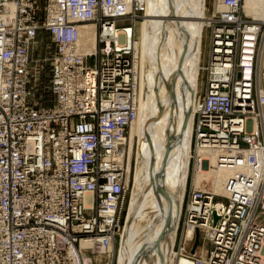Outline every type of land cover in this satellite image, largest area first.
Instances as JSON below:
<instances>
[{
    "label": "built area",
    "instance_id": "2783aa9c",
    "mask_svg": "<svg viewBox=\"0 0 264 264\" xmlns=\"http://www.w3.org/2000/svg\"><path fill=\"white\" fill-rule=\"evenodd\" d=\"M103 2L48 0L40 18L39 0H0V264H89L120 229L128 185L115 149L137 102L131 22H119H133L143 7L114 3L105 12ZM226 2L231 7L211 21L206 92L193 131L196 147L252 149L249 160L243 153L221 158L249 171L229 179L222 200L192 189L185 224L205 229L212 245L194 264H264V22L243 18L242 0ZM10 4L15 16L5 21ZM88 22L99 25L92 58L78 47L77 25ZM41 30L57 47L56 101L47 107L32 102L29 89L39 73L32 46Z\"/></svg>",
    "mask_w": 264,
    "mask_h": 264
},
{
    "label": "bare ground",
    "instance_id": "6f19581e",
    "mask_svg": "<svg viewBox=\"0 0 264 264\" xmlns=\"http://www.w3.org/2000/svg\"><path fill=\"white\" fill-rule=\"evenodd\" d=\"M135 1L145 11V18L130 27L131 37L135 42L137 109L129 131L131 129L132 137L139 138V162L134 175V188L129 211L127 210L129 215L127 214L125 231L120 233L119 229L120 231L116 232L114 239L110 240L107 253L110 254L115 245V264H194L192 259L185 257H179L176 263L174 259L193 157V130L203 28L211 16L206 7V0H111V5H107L104 0L102 11H114V3L123 4L129 11ZM227 7L231 5L226 0H217L216 13ZM8 8L11 11L3 15L5 21H10L15 16L16 6L10 4ZM242 8L244 19L251 17L264 22V0H242ZM68 11L71 13L70 9ZM59 17L58 13L56 20ZM96 26L90 22L77 25L78 47L82 52L88 53L90 58L96 53ZM262 51L260 68L264 69V46ZM148 55L149 59L155 60L156 63L150 65L146 58ZM209 55L210 44L205 55L206 62L210 60ZM206 62L202 71L206 73L207 81ZM145 87L148 91L144 97ZM248 122L255 125L256 119L250 118ZM262 127L264 129V122ZM126 141L127 137L118 143L115 155L116 161L123 162L126 184L129 186L132 165L131 155L128 156V162L125 161ZM242 153L243 157L249 160L252 149H203L198 146L195 149V157L201 162L209 159L210 163L227 168V182L238 171H249L246 165L241 167V162L237 160L241 158L239 155ZM224 157L237 159L231 163L223 161L221 158ZM257 157L260 160L261 153L257 154ZM206 170L199 166L197 182L207 180L213 184V190L221 189L223 185L220 174L214 170ZM224 190L228 193L226 186ZM142 198H145V202L140 208ZM150 221L158 223V228L149 229ZM145 228L147 232L144 231ZM196 230L189 226L185 234L187 237L192 236ZM82 241L85 246L87 242ZM95 254L105 255L99 252Z\"/></svg>",
    "mask_w": 264,
    "mask_h": 264
},
{
    "label": "rangeland",
    "instance_id": "374dc122",
    "mask_svg": "<svg viewBox=\"0 0 264 264\" xmlns=\"http://www.w3.org/2000/svg\"><path fill=\"white\" fill-rule=\"evenodd\" d=\"M216 2L217 0H206V7L209 10L208 12H209V15L211 16V19L206 20L207 25H205L203 28L202 49H201V58H200L201 61H200L199 81H198L199 89L197 90V95H196L197 109L199 106L200 99L204 96V92L206 88V73L202 71V67L204 66V63L206 62L205 55L208 50L210 39L212 36L211 35L212 33L211 21H212L214 14H217L216 13ZM47 4H48V0H39L40 7L37 9V17L45 18L46 16L45 8ZM144 18H145V11L143 9L142 15H140L139 18L134 19L133 22L131 20H124V21H120L119 25H122V24L129 25L131 22L129 27H133L135 22L142 21ZM97 26L99 25L97 24ZM259 39H260L259 45L262 47V45L264 44V32H263V35H260ZM99 44L100 42L98 41V45H97L98 47H99ZM32 47H33L32 48L33 49L32 51L33 69L32 70L35 71V68L38 67L39 73L37 76H35V74L31 76V80L29 83V89L31 91V96H30L31 101L36 102L40 107L53 106L55 104L56 99H55L54 93L51 90L52 77H53L52 58L57 52L56 44L53 41L52 36L48 31L41 30ZM40 58L44 60L37 63L35 60L40 59ZM146 58L150 65H153V63H156L155 60L151 59L152 60L151 61L149 59L150 58L149 55ZM147 64L148 63L146 62V65ZM147 91H148L147 87L143 88L144 97L146 96ZM193 136H194L193 151H192L193 157L191 158L190 176H189V182H188L187 191H186V199L184 203L183 214L181 216L179 233H178L177 242L175 246V253H176V257L174 259L175 263L179 257H185L188 259H191L192 257L204 258L209 254L210 250L212 249L210 239L208 238V235L205 229L197 228V230L194 232L192 236L185 237V231L187 229V225L185 224L186 208H187L188 196H189L190 191L192 189H197V188L207 190L209 192L215 193L219 200H222L224 195H228L227 191L224 190V187L227 185V178H229L227 168H225V166L223 165H214L210 163L209 159H205L203 160V162L198 160L195 157L196 144H195L194 131H193ZM126 137H127V141H126L127 150H126V155H125V161L127 163L128 156L131 155V165L132 166L130 168V185L128 186L129 188H128V192L126 195V201H125L124 208L121 214V224H120L121 232L120 233H123L125 231V227H126L125 225H127V221H128V215H129L128 207H130L129 205H130V201L132 197V191L134 188V175L136 172V167L139 162V156L137 153L140 148L139 141H138L139 138L138 136L132 137L131 129L130 131L128 130ZM199 166H202L203 170H206V169L214 170L217 173H219L221 177V185H223L222 188L219 190L217 189L213 190L215 189L213 184L207 180H203L202 182L198 183L196 179V174L198 173ZM144 202H145V198H142L140 200V208L143 207ZM153 222L150 221L148 225L149 229L158 228V223H153ZM144 231L147 232V228H145ZM92 256H93L92 258H94L93 264H115V258H116L115 257V245L112 248L110 254L105 253V255L101 256V255L94 253Z\"/></svg>",
    "mask_w": 264,
    "mask_h": 264
},
{
    "label": "water",
    "instance_id": "95a60500",
    "mask_svg": "<svg viewBox=\"0 0 264 264\" xmlns=\"http://www.w3.org/2000/svg\"><path fill=\"white\" fill-rule=\"evenodd\" d=\"M215 220H217V215H216V213H215Z\"/></svg>",
    "mask_w": 264,
    "mask_h": 264
}]
</instances>
